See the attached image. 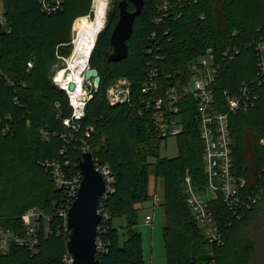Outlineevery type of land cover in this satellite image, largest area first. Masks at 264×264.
Segmentation results:
<instances>
[{
  "label": "trees",
  "instance_id": "obj_1",
  "mask_svg": "<svg viewBox=\"0 0 264 264\" xmlns=\"http://www.w3.org/2000/svg\"><path fill=\"white\" fill-rule=\"evenodd\" d=\"M110 1L108 25L90 59L91 68L99 72L100 86L86 106L80 131L75 132L64 126L72 109L67 94L53 82V69L70 54L72 24L89 14L92 0H64L63 10L52 15L41 11L39 0H0V130L10 128L7 136L0 137V219L5 228L17 232L24 231L21 218L31 208L44 209L53 219L52 232L41 238L37 254L14 245L9 254L0 253V264H65L68 233L57 215L65 191L56 187L42 164L63 161L61 152L66 149L70 168L79 171L82 141L89 145L94 161L108 167L114 178L115 192L103 202L112 218L99 234L105 247L97 255L101 264H146L138 212L157 194L150 192L152 177L163 182L168 264H264V195L241 219L226 211L221 198L211 203L223 246L208 244L186 204L185 178L191 177L198 190H204L207 179L195 101L185 98L180 103L184 128L177 137L178 155L161 158L164 139L151 115L140 116L136 104L111 106L106 97L108 87L118 79L129 80L133 100L145 96L141 89L153 68L160 73L159 85L176 82L177 76L185 83L192 63L213 49L221 66L215 90L224 102L225 91L234 95L242 83L256 78L255 44L264 39V0H169L170 9L159 24L155 18L164 0H144L127 42L128 58L116 62L108 60L110 38L123 0ZM128 10L135 8L129 4ZM227 50L230 59L220 58ZM258 94L253 108L230 118L233 171L247 180L243 193L248 194L259 189L264 194V146L260 145L264 85ZM88 127L94 128L90 138L85 135ZM119 218L125 225L115 227L113 220Z\"/></svg>",
  "mask_w": 264,
  "mask_h": 264
},
{
  "label": "built area",
  "instance_id": "obj_2",
  "mask_svg": "<svg viewBox=\"0 0 264 264\" xmlns=\"http://www.w3.org/2000/svg\"><path fill=\"white\" fill-rule=\"evenodd\" d=\"M39 5L43 13L52 15L63 10L64 0H39ZM169 9V0H164L158 9V16L155 18L157 24L161 22ZM0 26H3L2 20H0ZM255 51L257 54L256 78L250 83H242L234 95L225 91L223 94L224 102L217 99L215 90L221 66L218 64L219 58L213 49L206 50L202 57L192 63L189 81L185 83L180 80V76H177L176 82L170 81L164 85L161 83L159 85L160 73L157 68H153L148 72L147 81L141 89V93L145 96H139L133 100L131 83L127 79L115 80L106 91L107 101L111 106L136 104L134 106H136L140 116L151 115L153 125L162 139L177 137L183 133L184 125L180 114V103L185 98L195 101L199 134L204 145L207 179L204 190H198L191 177H186L184 193L186 204L199 227L203 229L209 245H224L218 220L210 210L214 200L221 198L226 211L233 218L241 219L247 210L260 202L263 196L262 189L251 194L243 193L248 183L245 178L234 174L230 131V118L239 112H247L253 108L259 100L258 89L264 85V39L255 44ZM220 58L230 59V51H224ZM28 67L33 68V64L30 62ZM62 72L54 74L53 82L67 94L69 106L72 109L71 116L63 120L64 126L78 132L81 129L79 122L85 117L86 106L92 98L90 91L85 87V83L89 81H86L83 76L82 94L77 97L74 92L77 91L78 86L75 91H71L70 83L64 78L62 81H60L61 78L59 79ZM93 88L94 90L97 89L94 84ZM56 107L58 108L59 105ZM9 131V126H5L0 130V137L7 136ZM93 131V127H88L85 132L86 137L90 138ZM82 142V156L86 153L92 154L89 145L85 141ZM260 145L264 146V137L261 138ZM61 154L63 161L58 159L47 160L42 165L52 174L56 187L65 191L64 202L57 215L64 220L65 230L69 234L68 214L77 198L83 176L80 168L79 171L70 168L71 159L67 150L64 149ZM94 164L106 182V191L100 199L98 210L101 216V222L97 228V255H99L105 251L104 241L99 234L105 232V224L112 218L103 202L115 192V188L113 186L114 178L108 167L100 166L96 161ZM209 193H212L213 197L208 198ZM159 203V197L154 195L153 208H157ZM21 220L24 223V231L17 232L5 228L0 219V253L2 255L9 254L14 245L25 248L32 255H35L38 253L41 238L52 232L50 228L52 216H48L37 208L28 210ZM145 222L151 225L154 223V218L148 215ZM64 262L65 264H73V258L69 252ZM203 264H214V262Z\"/></svg>",
  "mask_w": 264,
  "mask_h": 264
},
{
  "label": "water",
  "instance_id": "obj_3",
  "mask_svg": "<svg viewBox=\"0 0 264 264\" xmlns=\"http://www.w3.org/2000/svg\"><path fill=\"white\" fill-rule=\"evenodd\" d=\"M129 4L134 6L135 11L128 10ZM143 7L144 0H123L119 3V20L110 39L112 49L108 57L110 62L128 58L127 42L133 34L135 21ZM109 12L110 10L108 14ZM91 79L94 86L99 88L101 78L96 69L86 70L85 80ZM75 89L76 85L71 83L70 90L75 91ZM79 168L83 180L68 214L67 226L71 233L68 237L67 249L73 258V264H101L97 259V228L101 222L98 210L100 199L106 191V182L102 174L96 170L91 153L83 154Z\"/></svg>",
  "mask_w": 264,
  "mask_h": 264
},
{
  "label": "rangeland",
  "instance_id": "obj_4",
  "mask_svg": "<svg viewBox=\"0 0 264 264\" xmlns=\"http://www.w3.org/2000/svg\"><path fill=\"white\" fill-rule=\"evenodd\" d=\"M109 5L107 7V10L109 11L111 9V1L110 0H104ZM95 3L96 0H92L91 10L88 15L78 17L74 20L71 28V52L68 56L62 57V61L59 63V65H56L53 69V74L58 72H64L65 74H68V68L69 63L73 57V53L75 50V42L78 39L79 31L82 27H92V24L94 23L96 17H95ZM2 13V3L0 2V15ZM107 21V18H106ZM108 25V21L105 24V28L101 31V33L97 37V41L99 36L102 34V32L106 29ZM97 41L94 45V48L97 44ZM93 48V50H94ZM93 52V51H92ZM92 56V53H91ZM88 62V67L90 66V59ZM87 68V69H89ZM86 72V71H85ZM85 72L83 71L81 73L82 78L84 76L85 78ZM54 76V75H53ZM83 82V80H82ZM86 82V81H85ZM83 84V83H82ZM85 87H87L88 91H90V95H92L94 88H93V79L89 80V82L85 83ZM178 137V136H177ZM177 137H170L167 139H164L161 143V152L160 157L161 158H174L178 155V147H177ZM154 190L157 192V196L160 199V203L157 206L156 210L152 208V203H146L143 206L139 207L138 217H139V226L137 227V230L142 234L143 237V254L146 264H168L167 258H166V249H165V243L163 238V230L166 225L165 217H164V211L161 207V204L163 202V182L161 180L155 182V179L152 177L150 181V192L153 193ZM264 195V194H263ZM210 197H213L212 193H209L208 195ZM33 209V208H31ZM39 210H42L45 214L48 216H51L50 214L46 213L44 209L37 208ZM150 215L154 218V223L149 225L145 222L146 216ZM24 224V223H22ZM113 225L115 227H121L122 225H125L124 219L119 218L113 220ZM24 228V225H23ZM201 229V227H200ZM204 235L203 229H201ZM71 232H69L68 236ZM205 237V235H204ZM211 246V245H210ZM22 248V247H20ZM25 249V248H24Z\"/></svg>",
  "mask_w": 264,
  "mask_h": 264
},
{
  "label": "bare ground",
  "instance_id": "obj_5",
  "mask_svg": "<svg viewBox=\"0 0 264 264\" xmlns=\"http://www.w3.org/2000/svg\"><path fill=\"white\" fill-rule=\"evenodd\" d=\"M107 7L109 5L104 0H96L95 3V21L92 27H82L79 31L78 39L75 42V50L73 57L69 63L68 74L62 72L59 76L60 81L63 78L68 83L76 84L78 89L74 94L78 97L82 94V75L87 70L89 58L97 41L98 35L105 28L106 18L108 14ZM59 81V82H60Z\"/></svg>",
  "mask_w": 264,
  "mask_h": 264
},
{
  "label": "crops",
  "instance_id": "obj_6",
  "mask_svg": "<svg viewBox=\"0 0 264 264\" xmlns=\"http://www.w3.org/2000/svg\"><path fill=\"white\" fill-rule=\"evenodd\" d=\"M53 75H54V74H53ZM147 216H148V215H147ZM147 216H146V217H147Z\"/></svg>",
  "mask_w": 264,
  "mask_h": 264
},
{
  "label": "flooded vegetation",
  "instance_id": "obj_7",
  "mask_svg": "<svg viewBox=\"0 0 264 264\" xmlns=\"http://www.w3.org/2000/svg\"><path fill=\"white\" fill-rule=\"evenodd\" d=\"M112 35V34H111ZM111 39V38H110ZM109 57V56H108Z\"/></svg>",
  "mask_w": 264,
  "mask_h": 264
}]
</instances>
